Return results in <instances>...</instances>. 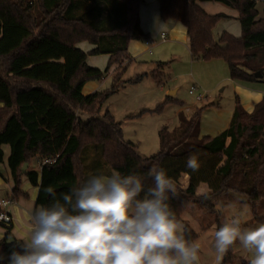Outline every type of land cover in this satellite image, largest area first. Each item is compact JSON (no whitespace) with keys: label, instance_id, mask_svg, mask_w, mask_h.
<instances>
[{"label":"trees","instance_id":"obj_1","mask_svg":"<svg viewBox=\"0 0 264 264\" xmlns=\"http://www.w3.org/2000/svg\"><path fill=\"white\" fill-rule=\"evenodd\" d=\"M141 1L0 0V170L1 146L7 145L11 202L28 199L20 190L23 177L37 189L35 206L40 207L53 202L49 189L59 198L96 175L135 174L152 187L150 169L162 168L176 185L168 203L179 220L191 202L213 212L217 197L230 192L244 197L254 223L264 224V216L256 214L264 200L263 100L250 112L236 100L228 127L213 137L201 136L199 130L201 114L210 104L193 108L190 116L179 111L178 125L158 131L159 151L149 157L140 156L137 145L124 140L121 123L108 110L98 117L104 102L126 85L150 77L163 86V62L155 63L149 73L121 80L130 43L150 39L139 25ZM198 2H215L235 11L240 35L222 32L214 40L213 28L228 17L207 14ZM256 5L257 0H159L158 14L162 21L183 25L191 61L220 60L231 80L255 82V72L264 79V10L259 14ZM82 42L92 49H78ZM88 56H108L105 68L89 67ZM111 68L108 90L82 94L86 83L100 82ZM167 105L182 107L183 102L165 96L154 109L130 118L160 114ZM78 112L86 118L82 120ZM192 155L200 164L195 172L187 167ZM33 160L37 169L30 168ZM44 160L48 163L41 164ZM182 175L187 177L184 188L179 185ZM200 184L207 186V198L196 195ZM216 222L218 230L222 224L218 218ZM186 235L192 242L198 237L188 226ZM9 236L8 232L0 241L5 257L0 264L9 263L13 250L22 253V243L6 244ZM234 260L231 248L221 264Z\"/></svg>","mask_w":264,"mask_h":264},{"label":"clouds","instance_id":"obj_2","mask_svg":"<svg viewBox=\"0 0 264 264\" xmlns=\"http://www.w3.org/2000/svg\"><path fill=\"white\" fill-rule=\"evenodd\" d=\"M187 167L199 170L197 156ZM150 176L152 187L135 174L114 172L93 176L59 198L49 189L53 202L29 211L22 253L13 250L9 264H200V246L168 203L174 181L162 168L150 169ZM237 242L254 253L251 264H264V224L243 227L237 215L220 226L214 233L217 264Z\"/></svg>","mask_w":264,"mask_h":264},{"label":"rangeland","instance_id":"obj_3","mask_svg":"<svg viewBox=\"0 0 264 264\" xmlns=\"http://www.w3.org/2000/svg\"><path fill=\"white\" fill-rule=\"evenodd\" d=\"M202 6L212 15L227 9L215 2L203 3ZM256 8L260 14L264 10V0H257ZM165 23L162 29L158 25H152L151 32L148 33L151 42H146V44L143 41L130 43L131 53L134 54L131 55V59L134 57L135 60L127 65L128 67L121 77V80H127L136 74H140L147 70L146 66H149L150 62H156V58H159V61L165 63L160 72L163 88L159 87L152 78L147 77L141 81L142 83L127 85L123 91L119 92V90L110 96L98 114L100 117L105 110H108L116 121H120L124 140L136 144L137 152L143 157L152 156L159 151L158 131L160 129L165 127L167 130H171L178 125L177 113L175 114L178 106L167 105L160 114L144 113L138 118H128V116L137 115L145 109H154L164 99L166 90L168 92L176 91L175 98L187 107L183 111L185 116H190L195 107L210 104L209 110L201 119L202 125L207 121L209 125H217L214 118H218L220 115L224 116L227 111H231L236 100L247 112L252 111L257 102L264 101V82L231 80L228 77L226 65L222 61H191L184 45L186 38L183 25L175 20H167ZM223 29L234 36L240 35L239 23L220 20L212 30V37L217 38ZM161 31L164 35L166 34L167 39L164 42L159 38ZM76 47L84 52L87 49H92V46L86 42L79 43ZM140 62H145V64ZM106 63L105 56H88L86 62L89 67L101 71L105 68ZM111 85L112 72L109 71L100 82L86 83L82 89V94L86 96L93 92H103L108 90ZM191 86H194L197 92L203 95L200 102H196L194 96L188 94ZM77 114L82 120L86 118L84 113L78 112ZM214 128L216 129L217 126ZM215 129L208 134L214 136L220 132V130L216 131ZM38 166L36 160H33L30 168L37 169ZM186 183L187 177L182 175L179 180L180 187L184 188ZM205 193H208L207 186L200 184L196 189V195ZM9 206L8 213L13 218L11 234L14 237L17 234L20 236L27 235L28 218L22 212L24 207L15 202ZM256 214L258 217L264 216V200H260ZM237 215L241 219L243 227L254 228L259 226L254 223L244 197L238 194L228 192L219 195L214 202L213 212L194 202L188 205L180 221L198 235L194 243L200 246V264H217L214 249L217 218L223 225ZM250 222L252 225L249 224ZM7 228L9 229V227H0V235H3ZM232 255L235 260L229 264H240L241 261L251 262L254 258V253L244 249L239 242L232 247ZM219 264H221V260Z\"/></svg>","mask_w":264,"mask_h":264},{"label":"crops","instance_id":"obj_4","mask_svg":"<svg viewBox=\"0 0 264 264\" xmlns=\"http://www.w3.org/2000/svg\"><path fill=\"white\" fill-rule=\"evenodd\" d=\"M203 3H208V2H198V5L207 13V14H210L207 12L206 8L202 6ZM158 5H159V0H142L140 5H139V9H138V16H139V25H140V29L143 33L145 34H148L149 32H151V27L152 25H158L159 27H161V29L163 28V25L166 24L165 21H162L160 20L159 18V14H158ZM219 13H223L224 15H226L228 17L227 20H224V22H232V23H238V20H237V13L233 10H230V9H224V11L222 12H219ZM212 15V14H210ZM183 30H184V33H185V28L183 27ZM222 32H226V33H229L227 30H221V33ZM163 33V31L160 32V34ZM160 34H159V38L162 42L166 41V34H165V39H161L160 37ZM231 34V33H229ZM149 35V34H148ZM220 35V34H219ZM219 35L217 38H213L214 40H217L219 38ZM233 35V34H231ZM234 36V35H233ZM150 37V36H149ZM235 37H238V36H235ZM185 38H186V35H185ZM136 42V41H134ZM132 42V43H134ZM149 42H151V39H149ZM84 43V42H82ZM131 43V44H132ZM148 43V42H147ZM81 44V43H80ZM131 44L129 45V48H128V57L127 59L124 61L122 67L124 69L123 72L126 71L127 69V65L132 62L133 60H135V58L133 57L131 59V55H134L133 53H131ZM146 44V43H145ZM148 45V44H147ZM184 45L185 47L187 48V51H188V41H187V38L185 39L184 41ZM90 49H87L85 52L89 51ZM189 53V51H188ZM106 60H108V56H105ZM157 61L156 62H150V65L146 66L147 70L144 71V72H141V73H149L153 68H154V64L157 63V62H163V61H159V58H156ZM141 61V60H139ZM216 61H220V60H216ZM86 62H87V59H86ZM140 63H144L145 62H140ZM110 71L112 72V76L114 75L113 73V68L110 69ZM109 73V72H108ZM140 73V74H141ZM123 74V73H122ZM122 74H121V77H122ZM138 75V74H136ZM134 77V76H133ZM132 78V77H131ZM258 80L257 82H264V79L260 78V79H256ZM142 83V82H141ZM127 86V85H126ZM126 86H124L122 89H120L119 92L123 91L124 88H126ZM164 86V85H163ZM163 86L161 88H163ZM165 94L167 96H172L173 98H175V95H176V91H173V92H168L167 90L165 91ZM165 95V96H166ZM164 96V97H165ZM176 99V98H175ZM160 103V102H159ZM216 106V105H215ZM187 108L186 105H183L182 107H178L177 110L175 111V114L178 113L179 111H184V109ZM147 110V109H145ZM209 109H205L202 114H201V117H200V125H199V130H200V135L201 136H210L208 133H210V131H212L213 129H215L214 127L217 126V128L215 129L216 131H219L222 132L223 130H225L228 125H229V122H230V119H231V116H232V111H233V108L231 111H227L226 114L224 116L220 115L218 118L215 117L214 119L216 120L217 122V125H209L208 124V121L202 125V117L203 115H205V113L208 111ZM112 115V114H111ZM113 116V115H112ZM133 115H130L128 116L131 117ZM120 122V121H119ZM203 129V131H202ZM218 132V133H220ZM218 133H216L215 135H217ZM212 135V134H211ZM214 135V136H215ZM210 137H213V136H210ZM1 149H2V152H3V164H2V167H1V170H0V202L1 201H9L10 203L5 206L4 208H2L3 211L5 212H9V205L12 204L13 202L19 204L24 207V209L22 210V212L27 216V220H28V225H29V217H28V213L30 210L33 209V207H36L35 206V197H36V194H37V189L36 188H32L28 181H27V178L23 177L22 178V183H21V186H20V190L22 193H25L27 196H28V199H24V198H18L16 199L15 201L11 202V191L13 189V183L11 181V177H10V171L7 167V158L9 156V147L7 145H2L1 146ZM114 173V172H113ZM23 202V203H22ZM20 209V208H19ZM12 218V217H11ZM12 221H13V218H12ZM13 223V222H12ZM250 225L251 222L249 223ZM12 226V224H11ZM9 227V229H5L4 230V234L0 235V236H5L8 232L10 233V235L13 237L14 240L16 241H19L20 243H23V240L24 238L26 237L25 236H20V235H16L15 237L13 236V234H11L10 232V229H12V227ZM248 227V226H246ZM28 230V228H27ZM28 231H26L27 233ZM3 233V232H2ZM13 233V231H12ZM1 241V240H0Z\"/></svg>","mask_w":264,"mask_h":264},{"label":"built area","instance_id":"obj_5","mask_svg":"<svg viewBox=\"0 0 264 264\" xmlns=\"http://www.w3.org/2000/svg\"><path fill=\"white\" fill-rule=\"evenodd\" d=\"M161 39H165L164 33L160 34ZM189 95H193L194 99L196 102H200L203 99V95L199 92H197V89L194 86H191L188 90ZM48 163L47 160H44L41 164H46ZM10 202L9 201H1L0 202V207L4 208L7 206ZM12 224V218L9 215V213L5 212L2 210L0 213V227H10Z\"/></svg>","mask_w":264,"mask_h":264},{"label":"water","instance_id":"obj_6","mask_svg":"<svg viewBox=\"0 0 264 264\" xmlns=\"http://www.w3.org/2000/svg\"><path fill=\"white\" fill-rule=\"evenodd\" d=\"M254 77H255L256 79H260V78H261V75H260V73L256 72V73H254ZM26 167H27V164H24L23 167L21 168V171L24 172L25 169H26ZM6 244H7V245H13V244H20V242H19V241H16V240L13 239V242H12V243H9V242H8V239H7V240H6ZM8 264H9V263H8Z\"/></svg>","mask_w":264,"mask_h":264}]
</instances>
